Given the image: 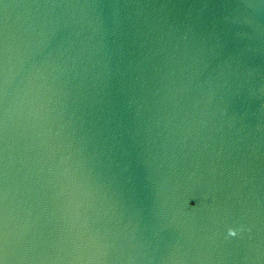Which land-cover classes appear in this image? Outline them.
Listing matches in <instances>:
<instances>
[{
    "label": "water",
    "instance_id": "obj_1",
    "mask_svg": "<svg viewBox=\"0 0 264 264\" xmlns=\"http://www.w3.org/2000/svg\"><path fill=\"white\" fill-rule=\"evenodd\" d=\"M0 259L264 264V0H4Z\"/></svg>",
    "mask_w": 264,
    "mask_h": 264
},
{
    "label": "clouds",
    "instance_id": "obj_2",
    "mask_svg": "<svg viewBox=\"0 0 264 264\" xmlns=\"http://www.w3.org/2000/svg\"><path fill=\"white\" fill-rule=\"evenodd\" d=\"M242 229L239 228V229H229L228 232H227V236L226 237H230V236H233L237 233V231H241Z\"/></svg>",
    "mask_w": 264,
    "mask_h": 264
},
{
    "label": "snow or ice",
    "instance_id": "obj_3",
    "mask_svg": "<svg viewBox=\"0 0 264 264\" xmlns=\"http://www.w3.org/2000/svg\"><path fill=\"white\" fill-rule=\"evenodd\" d=\"M4 2V0H0V4H2ZM239 234V231H237V233L233 236H230V237H237ZM226 238H229V237H226ZM0 264H4V260L3 259H0Z\"/></svg>",
    "mask_w": 264,
    "mask_h": 264
}]
</instances>
